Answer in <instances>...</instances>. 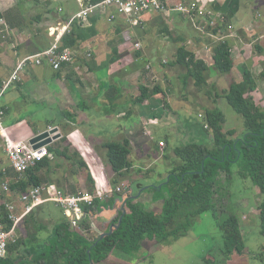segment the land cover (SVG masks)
Masks as SVG:
<instances>
[{"label":"crops","instance_id":"1","mask_svg":"<svg viewBox=\"0 0 264 264\" xmlns=\"http://www.w3.org/2000/svg\"><path fill=\"white\" fill-rule=\"evenodd\" d=\"M180 2H201L212 7L217 15L219 27L214 28L215 30L206 27L205 33L194 36L196 31L191 32L194 24L192 25L187 15L179 12L149 14L143 26L136 27L123 18H119L115 23L111 22L106 13L98 11L93 12L87 20L74 23L66 29L64 26L70 18L81 11L78 0H0V92L19 62L27 56L50 48L57 35L63 38L66 33L74 30L78 40L72 47H64L62 43L63 48L75 50L78 57L76 61L64 65L62 70H55L46 58H43L40 64L31 61L22 69L19 79L14 80L0 96V107L5 111V126L9 130L16 128L14 134L19 133L17 137L22 138L32 136L50 126L58 128L61 137L65 136L67 143L79 149L88 160L90 172L95 180L94 192L98 188L108 190L113 186L110 180L114 176L112 170L109 175L100 165L93 164L95 148L106 151L102 144L108 142V139L120 142L129 138L130 160L133 166L128 175L132 174V170L140 174L134 178L129 176V179L126 175L122 183L130 186L133 193L135 190L131 187L132 184L136 185L137 190L145 185L144 193L140 197L150 204L149 202L155 199L151 196V186L165 179L169 170L177 163L174 159L175 164L168 165V162L160 159H172L170 150L160 144L164 146L167 142V146L175 148L173 141L182 142L187 139L185 130L176 128L175 131L170 128L174 132L171 134L167 128H173L171 118L177 115V109L173 108L172 104L174 99L179 97L188 102L187 89L192 81L195 83V80L187 78V70L179 65L163 67L164 72L156 73V63L152 62L151 57L160 52L159 61L162 59L161 64L164 66L167 61H175L181 46H186L198 58L207 56L212 68L206 73L205 87L221 89L223 92L230 83L227 82L226 75L220 74L213 67L212 58L214 46L220 41H228L235 60L231 71L233 79L236 82L243 81V71L250 69L258 82L256 92L260 91L264 83V80L260 79L261 76L264 77V0ZM61 7L63 10H60ZM52 27L58 28L55 35H52L50 30ZM147 40L152 42H146ZM137 43L141 44V48L137 47ZM163 50L166 54H171V58L167 56L165 59L162 56ZM207 50L210 55L206 54ZM159 61L157 64L161 65ZM182 69H185L184 72ZM156 70L158 72L160 66L156 67ZM257 73H260V76ZM224 81L226 84H223ZM157 85L165 95L152 91ZM142 87L150 88L147 98L143 101ZM164 97L172 107L171 110L166 109L165 104L161 102ZM184 105L185 102L182 107ZM43 112L46 117L40 121L45 120L49 126L44 129L33 122L34 118ZM160 113L163 114L160 116ZM203 117L200 113L194 122L189 120V125L194 127L195 122L202 124ZM13 121L15 123H12ZM176 122H179L178 118ZM18 126L20 128H17ZM108 126L112 128L113 133L105 132ZM160 131L162 135L158 138ZM4 155L0 150V164H3ZM55 155L57 156L54 153V157ZM155 155L159 157L154 159ZM158 159L160 163L157 164L163 165L165 169L159 174L157 183L150 184L139 180L144 174L156 170L152 165L156 164ZM112 195L108 193L105 198ZM160 202L162 205L163 200L154 201L150 207H158ZM107 212L113 216L106 217ZM115 215L116 211L113 209L96 215L98 217L94 220L99 225L96 232L105 231L108 222ZM162 244L164 245L155 238L147 237L142 241L140 250L133 253H138L137 256L127 258L125 252L120 253L117 251H121L120 249H114L107 258L93 264H148L147 258L161 250Z\"/></svg>","mask_w":264,"mask_h":264},{"label":"trees","instance_id":"2","mask_svg":"<svg viewBox=\"0 0 264 264\" xmlns=\"http://www.w3.org/2000/svg\"><path fill=\"white\" fill-rule=\"evenodd\" d=\"M100 1L102 0H92L93 3ZM73 32L75 31L63 36L64 47L76 45L78 40ZM212 60L217 72L222 75L231 73L235 60L228 41H220L214 46ZM171 65L188 68L187 78H194L199 88L207 83L203 72H207L210 64L205 58H198L186 46L178 49L176 59ZM149 90L148 87L141 88V101L147 98ZM257 90L258 82L253 72L245 69L243 81H233L224 93L223 97L244 118L246 130L241 136L230 137L236 134L235 129L224 131L226 116L220 107L206 110L205 120L209 125L208 129L200 122L193 123L196 130L194 138L185 145H176L174 148L178 162L169 170L165 179L156 184L157 186H151L152 191L161 193L154 201L163 200L162 205L160 202V206L151 208L150 204L154 201L148 204L144 198L134 200L128 193L124 196L125 192H115L111 197L104 199L96 198L93 205H84L86 211L92 215L115 207L119 209L123 202L127 210L125 214L122 212L116 214L108 222L105 231H109L110 226L118 223L121 215L123 216L121 226L101 240L99 233L92 228L90 219L84 220L79 230L71 228L66 215L62 221L54 224L50 232H47L41 217L44 206L40 205L25 218L23 226L19 228L21 236L17 242L10 245L8 257L1 258L0 264H90L107 258L114 249L133 254L140 250L142 241L147 237L165 243L173 237H178L182 233V228L205 213H213L219 219L224 211L223 200L226 197L232 199L230 187L225 183L237 178L249 182L260 190L261 200L257 216L260 218L261 234L264 237V110L253 96ZM152 91L164 93L158 85ZM161 102L165 104L166 109H172L165 97ZM203 137V141L197 140ZM60 140L66 143V147L63 149L58 144L55 148L51 146L50 150H55L57 156L70 160L71 163H77L85 175L87 190L94 193L95 180L88 162L79 150H73L72 144L67 143L68 139L65 136ZM130 146L129 138L124 142L111 141L103 144L107 149L108 165L114 172L110 180L114 187L122 184V180L133 166L130 160ZM57 166L60 167V164L57 163ZM51 167V160L44 158L29 168L18 182L13 183L12 188L26 191L29 186L53 182L48 175L42 173L43 170L50 172ZM143 186L145 185L138 188L137 193ZM72 190L73 193L76 192L74 186ZM3 210L4 220L12 226L6 209ZM257 224L259 225V222ZM218 226L222 237L219 250L228 259L234 253L242 254L247 250L244 233L248 229L242 216L236 212H228L224 220L218 221ZM207 262L208 259L205 258L203 264Z\"/></svg>","mask_w":264,"mask_h":264},{"label":"rangeland","instance_id":"3","mask_svg":"<svg viewBox=\"0 0 264 264\" xmlns=\"http://www.w3.org/2000/svg\"><path fill=\"white\" fill-rule=\"evenodd\" d=\"M188 22L190 23V20L188 19ZM199 23L202 27H204L206 32V23L203 19L199 20ZM194 23L192 22V25ZM191 25V26H192ZM138 27H141L138 26ZM202 29V30H204ZM191 32H195L194 36H198L197 34L205 33L202 30L196 28L195 24L191 28ZM145 31V30H144ZM174 34V33H173ZM175 35V34H174ZM173 36V35H172ZM151 41L147 40L146 42ZM152 42V41H151ZM137 48V47H136ZM150 48L151 44H150ZM158 48L156 47V50ZM212 51V50H210ZM163 57L167 59V56L171 58V54H166L163 50ZM207 55H210L209 50L206 51ZM160 52L158 54H155L151 57L152 62L156 63L155 66L159 67L160 70L157 72L156 67H154V70L156 73L164 72L163 67L165 68H171V61H167L166 64H161L162 59H160ZM203 58L206 59L208 64H210V60L207 56H203ZM160 62L161 65L157 64V62ZM212 64V63H211ZM181 66V65H179ZM181 68H185L188 73L189 69L185 66H181ZM212 66H209L210 70ZM240 68V67H239ZM185 69H182L184 72ZM207 70V72H208ZM203 72L204 76L206 77V73ZM260 73H257L258 76ZM256 75V76H257ZM263 75V74H262ZM228 77L227 82L231 83L235 81L233 79V74L228 73L226 74ZM186 78V76H184ZM183 77V78H184ZM193 79L192 77H189L188 79ZM172 79V78H171ZM261 80H264V77H260ZM223 84H226L225 81ZM229 85V86H230ZM227 87L226 89H228ZM188 95H189V101H183L180 99H174V102L172 104L173 108L176 107L177 109V115L172 116L173 120V128L171 126H167L168 129H182L185 130L186 140L176 141L174 145H185L190 139H193L194 132L196 131L192 125H189V122H194L196 118H199V114L202 113L203 122L202 124H206L205 116H206V110L213 109L215 107H220L222 111L224 112L226 116V122L224 124V131L228 132L232 129L236 130V134L234 136L230 137H238L241 136L245 130V121L243 116H241L228 102L226 98H224L225 91L222 92V90L213 89L212 87H205V85L202 86L201 91L196 86L195 83H191L190 87L187 89ZM220 95V97H217ZM255 99L259 105L264 110V83L260 87L259 92H254ZM185 102V105L182 107L183 103ZM161 114V113H160ZM35 117V116H34ZM33 117V118H34ZM46 115L43 112L39 117H35L33 122L36 125H39L41 128L49 127L46 125V121L42 120V118H45ZM178 118L179 122H176V119ZM190 120V121H189ZM24 127H27L24 125ZM17 128H20L19 126ZM205 128H209V126L206 124ZM170 129V133L172 132ZM16 128L10 129L12 135L15 133ZM176 131V130H175ZM105 132H112V128L110 126L105 128ZM18 133V131H17ZM167 133V131H166ZM19 134V133H18ZM162 135L161 131L158 134V138ZM180 135V134H178ZM108 142L114 141L108 139ZM125 140V139H124ZM124 140H121L120 142H124ZM166 141L165 139H163ZM198 141H203L204 137L202 139H197ZM172 142V141H171ZM177 143V144H176ZM58 144L61 145V147L64 149L66 147V143H62L61 140L54 141L51 143L53 148L55 146H58ZM160 144V141L158 142ZM103 145V144H102ZM161 147H164L166 149L170 150V156L172 159H168L167 157H161V160H164V162H168V165L175 164L174 159L178 162L177 156L174 153V148H171L167 146V142L164 146L160 144ZM174 146V147H175ZM73 150H76L77 148L72 145ZM98 148V147H97ZM95 148V152L93 156L95 157V161L93 164H96L101 169L109 175L112 174L111 167L108 165V159H107V149L106 151H103L102 149ZM72 150V152H73ZM79 150V149H77ZM56 153V151H53ZM79 152H81L79 150ZM81 154V153H80ZM83 154V153H82ZM136 155V154H135ZM161 155V154H160ZM84 156V155H83ZM159 155H155L154 159H157ZM85 158V156H84ZM160 159L156 161V164H153L156 169L153 172H148L144 174L143 177H139V180L145 181L146 183L155 184L157 183L156 180L161 172L164 171L165 167L160 163ZM52 163V167L50 168V172H47V170H43L42 173L48 175V177L51 178V180L54 183H57L62 188L66 189L69 193H73L72 187L74 186L76 189V192L81 190H86V183H85V175L82 173V170L80 166L72 162L70 160H66L60 156L54 157V159H50ZM87 160V159H86ZM3 164H0V167L2 166H10L9 159L4 155L2 158ZM173 161V162H172ZM88 162V160H87ZM57 163L60 164V167L57 166ZM151 166V167H152ZM84 172V171H83ZM140 174V173H139ZM138 173H134L132 170V174H127V177L129 179V176L136 177V175H139ZM126 177H124L125 179ZM123 179V180H124ZM126 183V182H125ZM226 186L230 187L231 190V198L229 199L226 197L223 200L224 207L223 213L220 214L219 219L215 217L213 213H205L203 216H201L199 219L192 220L189 225L182 228V233L178 237H173L169 241L165 242L161 250L154 252L150 255V257L147 258L148 264H203L204 259H208V262L206 264H264V252H263V246H264V237L261 234V227H260V218L257 216L259 214L258 210V204L261 200V193L258 187L253 186L247 181H244L243 179H235L233 181H229V183H225ZM252 186V187H251ZM131 187L135 190V194L137 193L136 185L132 184ZM161 193H155L152 192L153 197L160 196ZM147 199H150L147 197ZM44 206V209L42 210V223L46 226L47 232H50L52 230V227L55 223L62 221L66 216L63 212V210L56 206L55 203L52 202H46L42 204ZM41 205V206H42ZM44 211V212H43ZM228 212H236L238 215L242 216L243 221L246 224L247 231L244 233L245 238V244L247 245V250L242 254L234 253L230 256V259H228L220 250V245H222V237H221V230L218 226V221L224 220L226 214ZM41 213V212H40ZM46 213V215L44 214ZM108 214L106 217L110 218L113 216L112 214ZM257 218V219H256ZM257 220V221H256ZM259 222V225L257 224ZM93 226V225H92ZM94 227L98 228L99 225L95 222ZM33 229V226L31 227ZM82 226L78 228L81 230ZM95 230V229H94ZM96 231V230H95ZM45 231V233H47ZM21 236L19 232V237ZM18 237V238H19ZM153 239V238H151ZM118 252L122 253V251L117 250ZM136 254H127V258H132L133 256H137Z\"/></svg>","mask_w":264,"mask_h":264},{"label":"built area","instance_id":"4","mask_svg":"<svg viewBox=\"0 0 264 264\" xmlns=\"http://www.w3.org/2000/svg\"><path fill=\"white\" fill-rule=\"evenodd\" d=\"M78 2L81 6V11L70 18L66 26H64L66 29H69L74 23L87 20L93 12L98 11L106 13L111 22L115 23L119 18H123L127 23L136 27L143 26L149 14L161 15L171 12L187 15L196 28L200 30L204 29L199 23L200 19L205 20L207 27H210L211 30L220 25L213 8L201 2L187 3L180 2V0H102L98 3H93L92 0H78ZM60 10H63V8L61 7ZM56 29L58 28H50L52 35L56 34ZM202 31L205 32V29ZM136 45L141 48L140 43ZM43 58H46L55 70L60 71L64 65L76 61L78 57L75 50L62 47V36L57 35L55 42L50 48L27 56L19 62L13 75L4 82L0 96L12 85L14 80L19 79L20 72L29 62L34 61L40 64ZM4 116L5 111L0 107V150L3 151L10 161L9 167H0V173H3L0 175V259L8 257L10 245L17 242L20 232L19 228L23 226L25 218L36 207L46 202L55 203L56 206L63 210L71 223V228L78 229L82 226L84 220L90 219L91 226L93 225L92 228L98 229L94 227V219L98 216L87 212L84 205H93L96 198L104 199L108 193H126L129 189L127 185L122 183L117 187L111 186L105 191L98 188L94 193H90L87 190L69 193L54 182L29 186L26 191L13 189L12 184L18 182L29 168L35 166L44 158L54 159V152L50 150L51 143L39 148H35V144L31 143V139L36 134L45 130L50 131L54 127L50 126L29 137H17L19 134L12 135L11 131L5 126ZM54 134L50 133V136ZM97 181H99V178H97ZM3 208L6 209L12 226H9L4 220Z\"/></svg>","mask_w":264,"mask_h":264},{"label":"water","instance_id":"5","mask_svg":"<svg viewBox=\"0 0 264 264\" xmlns=\"http://www.w3.org/2000/svg\"><path fill=\"white\" fill-rule=\"evenodd\" d=\"M50 133H55L53 136H50ZM61 137V134L58 132V128H53L52 130L50 131H43V132H40L39 134H36V136H34L32 139H31V143H34L35 144V148H39L43 145H48L50 143L53 142V140H56L58 138ZM161 187V185L159 186ZM144 189L143 188L142 190H140L137 194H134L131 190V188H129L127 190V192L125 193L124 196H126V194L128 193L129 194V197L133 198L134 200H138V199H141L140 195L144 192ZM116 211V214H119L120 212H122L123 214H125L127 212L126 210V204L125 202L122 203L121 207L119 209H113ZM122 221H123V216L121 215L118 223L116 224H112L110 226V230L109 231H98L99 233V240L103 239L106 235H109L113 232L114 229H118L121 224H122ZM90 264H93V262H91Z\"/></svg>","mask_w":264,"mask_h":264}]
</instances>
